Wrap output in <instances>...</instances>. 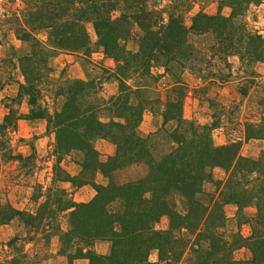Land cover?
Listing matches in <instances>:
<instances>
[{"label": "trees", "instance_id": "obj_1", "mask_svg": "<svg viewBox=\"0 0 264 264\" xmlns=\"http://www.w3.org/2000/svg\"><path fill=\"white\" fill-rule=\"evenodd\" d=\"M162 1L166 3L160 5ZM22 2L24 9L21 19L14 17L16 27L13 35L28 46L27 52L16 60L22 77L17 97L26 96L29 108L24 119H45L47 129L54 135L56 153H80L83 157L81 170L98 171L103 177L136 165L142 170L136 174L129 172L119 184H114L109 177L106 185L87 183L95 192L87 203L74 204L63 197L62 191H54L51 202L46 195L45 201L33 213L8 208V217L0 220V224L16 217L36 233L50 227L58 213L69 211L68 228L60 235L62 253L74 240L84 244L94 241L109 243L107 255H98L90 250L82 253L79 249L76 254L67 256L68 261L84 258L88 264H155L148 262L147 255L149 251L156 250L158 261L167 260L171 253L170 261L174 262L185 247L171 232L193 229L198 230L196 241L207 243L204 251L197 249L193 252L201 253L193 264H264V148L252 160L238 155L239 141L214 146L209 131L206 133V126L201 128V133L186 136L180 127L187 124L191 129L192 125L186 123L180 113L184 87L173 77L176 99L166 101L165 109L160 113L161 132L169 123H175L167 134L171 145H166L165 153L154 157L149 150L152 133L141 136L137 131L145 107L139 102L129 104L128 94L124 93L129 90L124 82L137 72L146 75L151 64H160L165 73L169 72L167 65L170 63L182 69L192 56L188 45L190 35L211 36L208 47L211 57L221 56L225 60L235 56L241 65L264 63V37L244 24L233 23L249 5H264V0H219L218 6L229 8V16L197 11L190 17L188 26L183 23V14L192 9L191 0ZM87 27L95 37L94 45L116 65L111 77L118 81L120 90L115 98L103 103L94 97L92 84L73 81L62 95L59 111L46 115L36 101L40 85L51 71V61L58 53L88 58L91 51ZM133 27L139 33L135 39L137 50L131 53L125 50L124 45L131 37ZM227 77L214 76L209 82L216 79L221 84ZM140 87L134 86L129 94H136ZM90 97L93 100H87ZM109 106L114 109V117L121 122L110 120L101 123L98 120V112ZM245 128L244 140H264V125L255 132L249 129L250 125ZM105 129L110 131L105 132ZM109 134L113 135L114 154L99 162L91 141ZM214 167L225 172L223 180H212L211 169ZM58 181L73 185V178L68 175ZM205 181L218 190L216 198L208 193V203L198 199ZM170 194L182 199L183 213L169 205L167 198ZM113 204L114 208L111 207ZM225 204L237 207L236 219L239 223L248 224L249 236L234 233L226 240L219 232L224 226L222 207ZM249 205L255 207V215L246 219L241 211ZM161 217L167 218L168 227L155 230L153 226ZM199 228L203 230L200 232ZM16 240V237L9 240L11 254L0 264H32L25 252L15 246ZM238 248L247 249L250 258L233 260L231 253Z\"/></svg>", "mask_w": 264, "mask_h": 264}, {"label": "rangeland", "instance_id": "obj_2", "mask_svg": "<svg viewBox=\"0 0 264 264\" xmlns=\"http://www.w3.org/2000/svg\"><path fill=\"white\" fill-rule=\"evenodd\" d=\"M218 1L191 0L192 9L183 14L184 25H189L190 17L197 11L208 15H215L219 12L222 16H229V8L218 6ZM23 3L22 0H0V128L2 127L0 130V220L7 219L8 208L33 213L38 205L45 201L46 195H49L51 202L54 198V194L52 195L54 191L57 193L62 191L63 197L74 204L87 203L95 195L92 186L87 183L106 185L109 177L114 184H119L120 181L125 180L129 172L133 171L136 174L142 170L138 165L131 166L114 171L108 174V177H103L98 171L81 170L80 163L83 157L80 153L74 151L67 154L56 153L54 135L47 129L45 119L34 121L24 119L29 108L26 105V96L17 97L22 77L19 74L16 60L27 52L28 46L17 41L13 35L16 27L15 19L18 17L21 19ZM165 3L162 1L160 5ZM233 23L235 25L244 24L252 32L264 37V5H249L241 16L233 20ZM87 31L91 51L88 58L75 54L58 53L51 61V71L40 85L36 101L46 115L51 116L54 111H59L63 102L62 95L73 81L79 80L92 84L94 97L103 103L108 102L112 97L115 98L120 90L118 81L111 77L116 65L106 59L101 49L94 45L95 37L89 27ZM138 33V30L133 27L131 37L124 45L126 51L133 53L137 50L135 39ZM211 41L209 34L190 35L188 45L192 56L184 63L182 69L170 63L167 65L169 72L165 73L160 64H151L146 70V75L137 72L124 82L129 89L124 92L128 94V103L139 102L145 107L141 121H145V117L151 118L150 125L155 129L149 143L152 156L159 157L167 150L166 145L167 147L171 145L167 134L171 132L175 123H169L161 132L160 113L165 109L166 101L172 102L176 99V94L173 92L175 84L173 77H176V81L184 87L180 113L182 119L192 125L191 129L187 124L180 127L186 136L190 133L199 134L202 132L201 128L206 126V133L209 131L211 137L213 129L223 126L227 145L230 141H236L237 138L242 141L247 125H250L249 129L252 132L264 125V63H243L241 65L235 56H229L225 60L221 56L211 57L208 52ZM227 75L225 81L229 83L223 87L216 79L209 82V79L214 76L220 78ZM134 86H141L140 90L136 94H129ZM107 108L98 112V120L101 123H108L110 120L121 122L114 117V109L111 106ZM183 108H185L184 111ZM104 131L110 130L105 129ZM112 138L113 135L109 134L107 137H97L91 141V147L96 151L97 156L99 153L96 148L100 140L111 144L113 146L112 155L114 154L115 146L111 142ZM255 140H260L261 151L264 148V140ZM240 145L241 142H239V148ZM253 148L256 147L253 146ZM100 156L104 154L101 153ZM106 158L98 157V161L104 162ZM66 175L73 178V185L58 181L66 178ZM80 182L85 184L77 186L76 184ZM82 187L85 188L82 189ZM213 189L216 193L218 192L211 183L205 181L202 184V195H199L198 199L203 203H208L206 197L208 193H213L215 197ZM167 200L178 213L184 212L183 201L179 196L170 194ZM114 205L111 207L114 208ZM68 212L58 213L50 227L42 228L36 233L30 227L24 226L16 217L5 224H0V261L11 254L8 242L16 237L15 246L25 252L32 264H72V262L76 263V260H80L78 264H88L84 258L68 261L67 256L76 254L79 249L82 253L87 250L95 253L94 242L84 244L74 240L70 246L65 248L64 253L61 252L60 235L68 228ZM166 226H168L167 218L161 217L153 228L166 230L164 229ZM202 230L199 228L200 232ZM197 233L198 230L193 229L172 231V236L185 247L180 258L177 257L172 262L170 261L172 254L169 253L167 260L158 261V253L155 250L156 260L152 262L154 252L151 250L147 255L148 262L193 264L195 258L201 255V253L193 252L197 249L204 251L207 248L206 242L196 241ZM228 236L229 234L226 238ZM105 242L109 253V243ZM98 250L101 251V249Z\"/></svg>", "mask_w": 264, "mask_h": 264}, {"label": "crops", "instance_id": "obj_3", "mask_svg": "<svg viewBox=\"0 0 264 264\" xmlns=\"http://www.w3.org/2000/svg\"><path fill=\"white\" fill-rule=\"evenodd\" d=\"M229 82L221 83L222 87ZM185 108H183V111ZM144 117V116H143ZM189 118V117H188ZM144 119V118H143ZM150 117H145V121L142 120L140 124L137 127V131L141 136H147L150 133H152L155 129L150 125ZM160 126V123H159ZM211 140L212 144L216 147L226 145V137L224 135V127L219 126L211 131ZM236 141L241 142L240 148L238 149V155L241 157L249 158L252 160H255L257 158V155L261 149V145H259L260 140L255 139H249L244 140L237 138ZM235 142V141H230ZM255 146L256 148H253ZM99 147V148H98ZM98 147L96 148L97 152L99 153L98 157L101 159H105L108 156H111L113 153V146L111 144H108L107 142L100 140L98 143ZM104 154V156H100V154ZM211 177L213 181L217 180H223L225 178V172L217 167H214L211 169ZM102 184V183H101ZM85 187H82L84 189ZM79 189V190H82ZM213 192L214 189H213ZM94 193V192H93ZM90 194V197L93 195ZM213 194V193H212ZM217 193L215 192V198ZM237 207L233 204H225L222 207V215L224 218V226L219 229V232L223 235V237L227 240L226 236L229 234L239 233L242 237H247L250 235V228L247 223L244 222H238L237 217ZM242 215L244 218L248 219L255 215V207L253 205H249L247 207H244L242 209ZM168 226L164 227V229H167ZM100 243V244H99ZM98 249H101L99 251ZM93 250L97 254L106 255L108 253V245L105 241H94ZM154 252L152 255L154 256V259L151 260L152 262H155L156 260V251L152 250ZM231 258L233 260H248L250 258V252L245 248H238L236 250H233L231 253ZM80 260H76L75 262H72V264H78ZM84 264V263H81Z\"/></svg>", "mask_w": 264, "mask_h": 264}]
</instances>
